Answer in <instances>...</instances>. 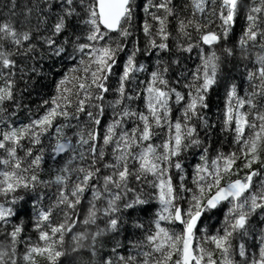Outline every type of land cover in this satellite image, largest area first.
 <instances>
[{"label": "snow or ice", "instance_id": "obj_1", "mask_svg": "<svg viewBox=\"0 0 264 264\" xmlns=\"http://www.w3.org/2000/svg\"><path fill=\"white\" fill-rule=\"evenodd\" d=\"M35 10V26L0 22V264H62L69 235L73 251L91 241L95 254L129 223L135 239L103 264H264V0H37ZM41 45L72 64L33 110L26 61ZM152 55L154 66L141 62Z\"/></svg>", "mask_w": 264, "mask_h": 264}, {"label": "trees", "instance_id": "obj_2", "mask_svg": "<svg viewBox=\"0 0 264 264\" xmlns=\"http://www.w3.org/2000/svg\"><path fill=\"white\" fill-rule=\"evenodd\" d=\"M138 2H140V0H138ZM181 2L182 0H176L177 5L181 4ZM36 3L37 0H0V22L4 20H11L18 27H21L22 22L29 20L30 24L32 26H35L37 24V18L39 16V13H37V11L35 10ZM30 9H32L31 12H29ZM142 16L143 13L141 9L137 12L136 18L133 21V24L136 28L139 27ZM243 28L244 19L242 13L241 18L234 25V31L230 33L229 41L227 42L228 46H232L235 41L238 40ZM40 31L43 32V28H41ZM44 34L47 35L48 33L45 32ZM63 39L64 37L58 38V42L62 43ZM132 39H138L141 43V47H143L144 37L141 32L134 29ZM41 47H43L44 49L43 53L37 52L35 54L34 60L26 61L27 68L31 69L32 67H35L36 71H29L28 77L25 78L28 81V90L24 93L23 103L26 105H30L33 110L36 109V107L42 102L43 99L48 98L54 93L56 82L62 77V75L67 71L68 67H70L72 64V61L68 60L67 58L56 57L52 55L50 50L47 49L46 46L41 45ZM67 51L71 52V48L69 47ZM176 55L179 56L180 54L177 53ZM184 55L187 56L188 54ZM191 55L192 59L187 61L186 65H184L185 67H192L196 62V54L192 53ZM156 59V55H152L151 59H148L147 56H143L141 57V62L154 66L156 63ZM164 59H168V56L166 54L164 56ZM228 67L231 68V65H228ZM173 69L174 71L176 70L175 65L173 66ZM233 74L237 76L239 75V73L237 72H234ZM20 88H24L23 81L20 82ZM222 97L223 88H218L211 94L210 102L214 107L209 115L213 119L215 118V114L218 111L216 106L222 104ZM28 115L29 113L27 111H21L18 113V120L20 122H27L26 118L28 117ZM216 138L223 139V134L219 133L218 130ZM219 146L220 145L218 143L217 147ZM224 147L227 148V144H225ZM188 160L192 161L193 158L189 156ZM54 163V161H48L49 166L53 165ZM21 195H24V193H21ZM32 203V201H29L21 211L20 220L25 224H29V218L32 215ZM150 217L151 211L143 216L144 222L147 223ZM217 220L218 215H213L211 220H206L205 227L208 224H215ZM98 225L100 228L104 227V224L101 222H98ZM95 227L96 226H93L91 230L94 231ZM125 227L128 229L127 232L121 231L120 234L116 236L108 233L105 236L100 237L95 245V254H93L92 249L88 246L91 244V241L85 242V246L83 248H80L77 251H73L75 243L72 239V235L67 236L64 246L65 255L61 257L62 264H103L102 258L103 260L109 259L111 257L113 248L116 247L118 242L121 245H128L129 239H126V237L135 239V237L132 235L131 223L127 224ZM261 227H264V225H261ZM83 229L84 225H79L73 235L78 234ZM257 231H259V228H257ZM31 233L32 229L29 224V227L25 234L29 235ZM4 243L5 242L2 240V238H0V248L4 246ZM249 243H252L251 239H249ZM120 254H126V249L124 247H121Z\"/></svg>", "mask_w": 264, "mask_h": 264}]
</instances>
